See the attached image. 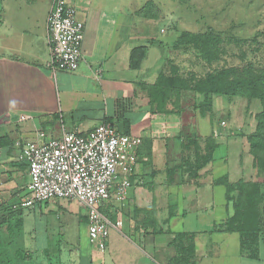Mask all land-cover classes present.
<instances>
[{
	"label": "crops",
	"instance_id": "crops-1",
	"mask_svg": "<svg viewBox=\"0 0 264 264\" xmlns=\"http://www.w3.org/2000/svg\"><path fill=\"white\" fill-rule=\"evenodd\" d=\"M66 1L84 25L81 60L72 72L48 66L46 17L52 0H43L39 16L7 19L0 9V232L7 235L3 222L11 210L15 209L13 213L23 224L26 208L32 219L31 233H36L29 235L35 240L34 245L29 244L33 249L26 247L25 236L24 243L20 241L14 247L24 225L16 226L10 248L25 250L32 255L30 260L34 264H43L35 257L47 255L52 247L58 249V255L64 245L70 251L81 250L69 225L75 223L79 231L82 222L88 240L86 207L78 201L81 210L70 211L57 199L20 206L27 195L30 177L27 163L19 155L22 144L35 140L38 130L48 137H59L68 131L87 132L105 123L143 139L133 183L124 199L112 193L102 206L109 222L105 251L90 250L87 258H57L59 264L261 261L264 229L257 256H252L242 249L239 232L224 227L232 209L228 188L240 179L252 178H244L241 173L232 179L229 144L223 145L217 137L242 135H235L233 130L225 133L224 126L221 131L216 128L211 116L217 96H213L211 113L206 115L192 107L166 113L156 111L148 104L145 85L154 84L162 69V45L150 33L144 35L142 23L149 21L148 13L139 7L128 16L122 0ZM138 47L145 48V55L140 66L134 68L130 58ZM150 53H154V59L149 62ZM220 99L230 102L226 97ZM21 114L29 118L19 120ZM214 131L218 133L214 135L216 145L211 158L205 161V140ZM219 147L226 149L219 153ZM245 150L251 156L249 148L242 151ZM244 161L246 157L239 154V172ZM250 166L253 172L252 156ZM217 168L226 171L217 176Z\"/></svg>",
	"mask_w": 264,
	"mask_h": 264
},
{
	"label": "rangeland",
	"instance_id": "rangeland-1",
	"mask_svg": "<svg viewBox=\"0 0 264 264\" xmlns=\"http://www.w3.org/2000/svg\"><path fill=\"white\" fill-rule=\"evenodd\" d=\"M118 2L119 0H109ZM125 2L124 11L130 16L133 15L134 9L142 8L145 13H148V22L143 20L142 29L155 37L162 47H159L162 55L161 70H170L169 74H174L176 77L184 80V83L197 84L198 80L203 78L214 68L223 66L229 67L232 65H242L246 62H251L255 66H264V0H122ZM43 0H0V9L6 15V18L17 17L22 15L39 16L42 13ZM139 8V9H140ZM152 13L153 16L152 17ZM3 16V14H2ZM163 29L164 32H161ZM184 32V34H183ZM189 38L186 39V33ZM191 36V37H190ZM198 37H201L202 42L207 43L212 47H219L216 52V57L211 56L207 52L196 49V44L199 42ZM183 39V40H182ZM219 42L218 46L214 43ZM145 43V42H143ZM213 54L215 52L213 51ZM154 53H150L148 61L154 59ZM178 82H174V89L179 87ZM190 87V86H189ZM190 89V88H189ZM195 93L189 90L182 91L177 99L179 107H192V102H200L203 94H196L197 101L194 97ZM206 95V98H208ZM216 96V95H215ZM182 97V98H181ZM217 106L214 105V115L211 116L214 122L218 125L216 128L228 132L233 130L239 132L242 137H222L220 135L218 140L220 143L229 144V170L232 173V179H236L241 173L244 178L251 176L250 182L259 183L260 187L264 186V147L260 149V157L256 160V167L252 172L250 166L251 156L247 150L242 151L243 148H249L246 137L249 133L253 132L256 125L254 114L259 109V102L247 100L242 97L230 99V102L217 96ZM176 99V98H175ZM220 99V100H219ZM228 99V98H226ZM195 103V104H196ZM176 107V106H175ZM206 107V106H204ZM219 107V108H218ZM224 122V125H221ZM225 148V147H224ZM221 147L218 148L219 153L224 152ZM243 154L246 161L241 164V172L238 169V155ZM242 156V155H241ZM251 168V169H250ZM247 170H249L247 172ZM226 171L225 168H217L216 175L219 176L221 172ZM247 174V175H245ZM241 175V176H242ZM235 184V183H234ZM249 191L244 184H235L230 187V195L235 197V202L238 201L243 205L250 203L248 198L244 197L246 191ZM60 204L68 207L70 211L76 212L81 210L77 200L66 198H54ZM49 201H53L50 199ZM257 200H254V202ZM259 206V218L264 222V199L261 200ZM24 225L21 229L20 237L17 238L13 245L17 247L23 236H25L26 247L29 244L34 245L35 240L30 238L32 219L26 208H24ZM103 211V209H102ZM62 213L61 211L58 212ZM233 213L231 209V215ZM240 213L239 207L237 214ZM234 215L232 214L231 221L235 222ZM231 224V223H229ZM232 225V224H231ZM70 228L73 229V234H76L77 244L81 248L80 251L69 248L64 245L61 254L58 255V249L53 247L48 250V254H39L43 264H59L57 258H87L92 251L99 252L93 245L89 238H85L83 223L77 231L75 223H70ZM253 230L249 228V232H243L245 253L250 254L253 249ZM28 238V239H27ZM24 245V244H23ZM13 248V246H12ZM105 251V250H104ZM103 252V251H102ZM231 255L234 253H230ZM213 257V256H212ZM211 257V258H212ZM260 258L261 261L253 264H264V233L263 240L260 243ZM23 261V260H21ZM17 264H34L33 261L27 260L24 262L17 261Z\"/></svg>",
	"mask_w": 264,
	"mask_h": 264
},
{
	"label": "built area",
	"instance_id": "built-area-1",
	"mask_svg": "<svg viewBox=\"0 0 264 264\" xmlns=\"http://www.w3.org/2000/svg\"><path fill=\"white\" fill-rule=\"evenodd\" d=\"M48 66L52 70L75 71L82 56L84 25L66 0H52L46 17ZM27 114L19 120L28 119ZM221 125H224L222 122ZM214 135L218 136L217 131ZM141 136L122 133L100 123L87 132L68 131L48 137L38 130L35 140L22 144L19 159L27 163L30 180L27 195L19 205L30 207L54 198L75 199L87 209L88 238L104 251L109 222L102 206L112 193L124 199L133 183Z\"/></svg>",
	"mask_w": 264,
	"mask_h": 264
},
{
	"label": "trees",
	"instance_id": "trees-1",
	"mask_svg": "<svg viewBox=\"0 0 264 264\" xmlns=\"http://www.w3.org/2000/svg\"><path fill=\"white\" fill-rule=\"evenodd\" d=\"M185 33L186 36H188L186 39H188L189 35L187 32ZM196 40H199V42L195 43L196 49L203 50L211 56L216 57V52L219 47H212L207 43L202 42L203 39L201 37H198ZM214 44L218 46L219 42H215ZM213 51L215 54H213ZM144 55V47H138L134 50V53H132L130 58L131 66L134 68L139 67ZM170 72V70H160L156 82L151 85H145L149 97L148 104L153 106L158 112H173L185 108L183 106L179 107L180 103H177L180 93L185 90L195 93L193 98H195L196 101V94H203L202 99L200 102L198 101V104L192 102V108L197 109L201 115L211 113L212 99L215 95L226 97L228 99L242 97L247 100V103L251 100H257L259 102V109L254 114L256 120L255 129L246 137L249 145V153L253 159V166L256 167V160L260 157V149L264 147V66L257 67L251 62H246L242 65L214 68L203 78L199 79L197 84L193 85H187V83H184V80L176 77L174 74H169ZM174 82L180 83L177 90L174 89ZM206 95H209L207 96L208 98H206ZM114 127L122 133H129V131L120 130L116 126ZM215 139L214 132H212L211 136L206 137L205 144L207 156L206 159L203 158L205 161L211 158V152L216 145L214 142ZM142 143L143 139L141 144ZM140 147L141 145L139 148ZM137 154L139 159V149ZM199 158L200 157H197V159ZM199 166L200 164H198L196 168H199ZM235 184L237 186L238 184H244L247 188L249 187V191H246L244 197L248 198L250 203H245L243 207L240 202L239 204L238 201L235 202V197L230 195V188H228V203L232 206V214L235 217V222L233 224L231 221V214L224 223V227L228 230L239 232L241 237V247L243 250H246L244 247L243 232H249V228H254L252 232L254 238L253 249L248 255L257 256L260 235L264 229V222H261L258 213V211L260 212L259 206H261V200L264 199V186L260 187L259 183H252L249 180L245 181L242 179ZM254 200L257 201L254 202ZM238 207L240 210L239 214H237ZM13 211L11 210L12 213L10 212L11 214L9 213L7 217L5 216V221L3 222L6 224L4 233L7 235L0 232V264H17V261L24 262L25 260H30L32 258L31 254L26 253V251L21 248L13 250L10 248L12 237L14 236L16 229L15 227L22 224L21 219L16 218Z\"/></svg>",
	"mask_w": 264,
	"mask_h": 264
}]
</instances>
